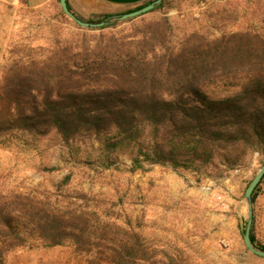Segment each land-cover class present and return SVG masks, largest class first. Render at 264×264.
Here are the masks:
<instances>
[{
    "label": "trees",
    "instance_id": "trees-1",
    "mask_svg": "<svg viewBox=\"0 0 264 264\" xmlns=\"http://www.w3.org/2000/svg\"><path fill=\"white\" fill-rule=\"evenodd\" d=\"M115 15L88 20L105 22L99 28L80 25L99 32L85 33L79 45L20 58L2 73L0 135L29 144L51 133L67 143L94 135L104 167L118 166L126 153L131 171L147 163L222 171L252 151L264 152V18L210 23L218 34L194 27L175 36L166 17L127 34L105 32ZM88 201L80 188L62 198L1 190L0 264L17 249L59 245L87 264L189 262L150 245L139 226L117 222L99 201L91 207ZM251 238L264 249L253 228Z\"/></svg>",
    "mask_w": 264,
    "mask_h": 264
},
{
    "label": "rangeland",
    "instance_id": "rangeland-1",
    "mask_svg": "<svg viewBox=\"0 0 264 264\" xmlns=\"http://www.w3.org/2000/svg\"><path fill=\"white\" fill-rule=\"evenodd\" d=\"M154 8L126 19L119 17L129 10L81 19L116 14L107 20L116 24L104 31L127 34L143 22L166 17L179 36L194 27L218 34L210 29L212 22L264 18V0H161ZM98 32L80 28L58 4L33 9L24 2L0 0V76L20 58H43L58 46L79 45L85 33ZM100 155L94 135L67 143L51 133L36 144L0 135V191L54 192L62 198L80 188L88 194L90 207L99 201L117 222L139 226L150 245L181 253L187 264H264V257L251 252L243 239L248 221L244 192L264 163V152L252 151L240 165L211 172L148 163L131 171L126 153L118 156V166L104 167ZM251 228L256 241L264 244V177L253 200ZM5 264L87 263L72 247L59 245L17 249Z\"/></svg>",
    "mask_w": 264,
    "mask_h": 264
},
{
    "label": "water",
    "instance_id": "water-1",
    "mask_svg": "<svg viewBox=\"0 0 264 264\" xmlns=\"http://www.w3.org/2000/svg\"><path fill=\"white\" fill-rule=\"evenodd\" d=\"M161 0H153L152 2L125 12L123 14L120 15V19H126V18H130V17H134L137 15H140L144 12H147L149 10H151L152 8H154V6L159 3ZM60 6L63 10V12L70 17L72 20H74L76 23H78L81 26L84 27H97V26H102L105 24V22H99V23H93V22H89V21H85L82 20L80 17H78L69 7L67 0H60ZM264 176V163L262 164V166L260 167L259 171L256 173V175L253 177V179L251 180V182L249 183V185L247 186V188L245 189L244 192V197L246 198V200L248 201V221H247V226L246 229L244 231V235H243V239H244V243L246 245V247L253 252L254 254L264 257V249L258 248L255 246V244L252 241L251 238V227H252V223H253V200H252V194L254 189L256 188V186L260 183L262 177Z\"/></svg>",
    "mask_w": 264,
    "mask_h": 264
},
{
    "label": "crops",
    "instance_id": "crops-1",
    "mask_svg": "<svg viewBox=\"0 0 264 264\" xmlns=\"http://www.w3.org/2000/svg\"><path fill=\"white\" fill-rule=\"evenodd\" d=\"M13 4L24 2L28 7L41 9L46 6L60 5V0H6ZM150 0H67L70 9L80 18L88 19L107 12L126 11Z\"/></svg>",
    "mask_w": 264,
    "mask_h": 264
}]
</instances>
